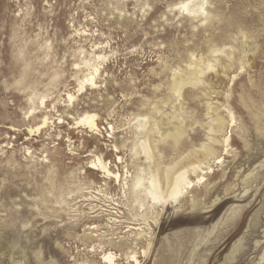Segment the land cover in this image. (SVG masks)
Listing matches in <instances>:
<instances>
[{
    "label": "rangeland",
    "instance_id": "obj_1",
    "mask_svg": "<svg viewBox=\"0 0 264 264\" xmlns=\"http://www.w3.org/2000/svg\"><path fill=\"white\" fill-rule=\"evenodd\" d=\"M187 1L0 0V264H264V0Z\"/></svg>",
    "mask_w": 264,
    "mask_h": 264
},
{
    "label": "bare ground",
    "instance_id": "obj_2",
    "mask_svg": "<svg viewBox=\"0 0 264 264\" xmlns=\"http://www.w3.org/2000/svg\"><path fill=\"white\" fill-rule=\"evenodd\" d=\"M204 1V0H202ZM187 3H195V0H188ZM204 2L200 1L199 8H186V12L190 16H196L202 7L204 6ZM187 7L185 4L183 5ZM98 70L95 68L93 73L86 77L84 81L80 84L78 93L82 92L83 87H90L95 85V76ZM186 82H188V79H185L183 77L179 78L176 81V92L179 91L182 85H184ZM68 99L73 100L72 95L68 94ZM43 104V102H42ZM30 112V111H29ZM32 112V110H31ZM35 112V111H34ZM29 115V113H28ZM29 118V117H28ZM95 118L96 116L94 114H85V116H82L79 118L77 121V124H86L87 128L90 130H95L97 127V124L95 123ZM49 124L47 118H43L41 123L35 127V132H39L42 129L46 127V125ZM32 129H30L31 131ZM32 132V131H31ZM170 133L173 134V137L176 139L182 135V130L179 128L178 124L176 126L172 127V129L169 131ZM116 151V150H115ZM192 156L195 155H190L189 157L184 158V162H186V167H190L191 171H195V167L193 166V160ZM97 163L92 164L89 169L102 173L103 177L105 179H112L115 183H117L118 186L125 187V179L122 178V176L118 173L111 172L107 166L101 162L100 159H97ZM177 165H174L172 167H169L165 170L163 173L162 178L156 176H151L149 179V183L147 186L143 189H140L139 180H136V182L132 185V192L134 194L136 193H141L142 196V203H140L141 208L145 207L146 210L148 211L150 208L154 207L153 205H159V206H165L168 203H176V201L184 194L187 193L189 189H192L194 186V183L192 181H188L186 179V171L180 172L183 166L177 167ZM206 174V173H205ZM198 180H201L202 178H197ZM145 201H148L150 206L148 207L145 203ZM152 206V207H151ZM116 222L115 220H113ZM92 227L91 229H93ZM140 238L142 237L141 234H139ZM103 261L107 264H120L117 261V258L112 256L111 254L104 255L103 256ZM127 262L129 264H138L137 257L134 255L128 257Z\"/></svg>",
    "mask_w": 264,
    "mask_h": 264
}]
</instances>
